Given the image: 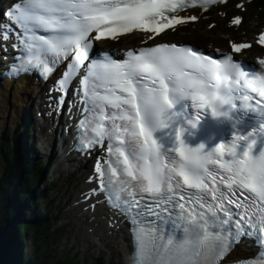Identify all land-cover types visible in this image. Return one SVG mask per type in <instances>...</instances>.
Segmentation results:
<instances>
[{
  "label": "snow or ice",
  "instance_id": "obj_1",
  "mask_svg": "<svg viewBox=\"0 0 264 264\" xmlns=\"http://www.w3.org/2000/svg\"><path fill=\"white\" fill-rule=\"evenodd\" d=\"M217 2L201 0L200 6ZM188 3L13 2L5 12L10 23L0 24V40L6 42L15 35L17 43L12 47L20 54L6 71L17 77L38 70L47 80L67 62L51 89L63 93L58 100L63 105L72 80L87 62L80 81L84 119L79 127L85 132L90 128L93 135L82 147L91 150L108 142L109 159H98L95 164L99 191L132 224L135 264H221L243 236L257 233L262 251L253 264H264V90L257 92L247 83L253 73L241 70L236 80L239 86L229 89L225 97L226 78L219 66L227 60L241 69L230 54L214 59L195 46L160 43L129 49L124 59L107 52L97 58L90 55L95 43L103 39L116 40L134 31L158 36L196 20L195 15L175 14ZM239 22L237 17L234 23ZM258 42L264 45V32ZM250 46L230 43L234 52ZM259 63L264 64V59ZM237 107L254 112L259 125L233 137L230 145L218 144L205 151L204 144L189 147L181 138L187 125L196 126L189 109L195 110L197 122L201 110L231 118ZM161 129L168 130L169 147L153 135ZM166 213L175 215L177 227L183 228L182 238L166 235L157 226Z\"/></svg>",
  "mask_w": 264,
  "mask_h": 264
},
{
  "label": "trees",
  "instance_id": "obj_2",
  "mask_svg": "<svg viewBox=\"0 0 264 264\" xmlns=\"http://www.w3.org/2000/svg\"><path fill=\"white\" fill-rule=\"evenodd\" d=\"M11 135L10 151H0V264H65L45 255L53 215L50 208L46 212L39 206L54 199L56 186L44 176V165L29 158L26 126ZM22 244L16 260L12 252Z\"/></svg>",
  "mask_w": 264,
  "mask_h": 264
},
{
  "label": "rangeland",
  "instance_id": "obj_3",
  "mask_svg": "<svg viewBox=\"0 0 264 264\" xmlns=\"http://www.w3.org/2000/svg\"><path fill=\"white\" fill-rule=\"evenodd\" d=\"M219 21H220V19L218 18L216 22H219ZM211 30H212V28L210 29V32H211ZM178 40L190 41V39H188V38H181ZM1 114L2 113H0V116H1L0 117V151L1 150L10 151V149H11L10 144L12 142L11 141V136H12L11 134H13L16 130L21 131V129H22L21 124H20L21 117H19V119L16 120L17 122H15L11 115H9V116L5 115V117H3ZM1 118H4V119L2 120ZM35 135H36V137H39L38 132H36ZM29 156H30V158L33 159L34 158V152H32ZM37 157H38V159H36L37 161H34V162L44 165V168H46V174H47V169L49 166V162L47 161V155L42 154L40 156L38 155ZM65 175H67V176H65ZM82 175H83V171L79 170V171H77V174H66L65 173V174L59 175L58 177L65 176L67 183H69L71 186H74L76 184L75 183L76 179L80 178ZM47 176L50 180H52L53 178L56 177V174L55 173H53V174L49 173ZM74 188L72 189V191H70V193H71L70 197H72V198H74L73 195H75L78 192V190H77L78 188L77 187L75 189ZM66 195L67 194L62 193L61 198L65 199ZM39 204H40V202H39ZM50 205L52 208V212L55 213L58 210L57 206H54L52 204H48L49 207H50ZM31 213H32L31 211H28L26 213V217L31 218L32 217ZM57 225H58V222L55 225L52 224L51 228H49V231H52L53 229H55L54 232L52 233V235L50 234V236L48 238V246H47V250H46V254H45L46 257L49 258L50 260L56 259V258L65 259L64 257L66 256L67 257L66 260L73 258V259H75L74 261H78V262H85L86 261L85 262L86 264H89V263H91V264H124V258L118 257L117 253L116 254L112 253L111 255H108V249L107 248H105L104 250H101V252L99 254H95L94 256L96 259H91V258H89V260L83 259L80 257V255H76V257H72L71 253H72L73 249L69 250L68 248H65L62 250V247L65 246L64 242H68L70 240V243H71V238L67 237L65 240L66 232L61 233L62 227L58 228ZM63 230H64V228H63ZM29 249H30V247L27 246L26 252ZM111 250L112 249L110 248V251ZM98 258H100L101 260L96 261V260H98ZM119 259H120V261H119ZM99 262H101V263H99Z\"/></svg>",
  "mask_w": 264,
  "mask_h": 264
},
{
  "label": "bare ground",
  "instance_id": "obj_4",
  "mask_svg": "<svg viewBox=\"0 0 264 264\" xmlns=\"http://www.w3.org/2000/svg\"><path fill=\"white\" fill-rule=\"evenodd\" d=\"M0 1H5V0H0ZM193 11L195 12L196 10L193 9ZM232 36V35H231ZM253 48H251L250 50H252ZM15 84H11L10 82H5L3 86H1V96H0V113H2L1 115L3 117L9 116L11 115L13 120L15 122H17L16 120L19 119L20 115L22 113H25V108L27 107V100L25 98H19L16 94H17V89H14ZM28 90L31 92L32 91V87H29ZM21 94H27V90L23 89L21 91ZM1 117V116H0ZM2 120L4 118H1ZM44 121H47V119H44ZM63 130V129H62ZM46 141L47 145H50V142L48 140L43 139L42 143H44ZM67 150V148L65 149ZM55 151L54 148L50 149V154H53ZM67 160H73L70 158V156L68 155ZM62 168H65V164H61L60 165ZM87 165L85 163H82L81 167L79 170H84L86 169ZM78 170V171H79ZM81 173V172H80ZM76 179V183H77ZM82 180L80 179L79 182L77 183L78 189H80L81 185H82ZM87 186V185H86ZM86 189V188H85ZM104 214L103 212L99 211L97 212L96 218L93 221H89L88 217L85 215H81V217L79 218V220H81L80 225H78L77 231L79 232V234H81L86 242L88 244H93L95 247V243L92 241L93 238L97 239L99 237L101 243L109 245L112 243V245L109 246H105L108 249V254L111 255L112 253H117L118 257L120 258H126L129 254L130 251V246L128 243V238L127 236L121 232H110L108 233V229L106 228V220L103 222V220H101L99 217ZM75 226H77V224H74ZM84 225H87V227H92V231L91 233L88 232H84ZM93 237V238H92ZM111 237V238H108ZM75 242L80 243V240H75ZM80 246H82V243H80ZM110 248L112 249L110 251ZM101 251V250H100ZM238 256H241V254H238ZM236 256H232L231 258L234 259ZM120 261V259H119Z\"/></svg>",
  "mask_w": 264,
  "mask_h": 264
},
{
  "label": "clouds",
  "instance_id": "obj_5",
  "mask_svg": "<svg viewBox=\"0 0 264 264\" xmlns=\"http://www.w3.org/2000/svg\"><path fill=\"white\" fill-rule=\"evenodd\" d=\"M218 70L219 73L226 78L225 90L222 93V95L226 97L229 94V89H233L235 87L236 80L240 78L241 69L233 62L225 60L219 66ZM247 83L250 84L257 92L264 90V64H261L260 69L255 71L252 76L249 77Z\"/></svg>",
  "mask_w": 264,
  "mask_h": 264
}]
</instances>
